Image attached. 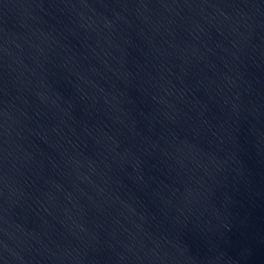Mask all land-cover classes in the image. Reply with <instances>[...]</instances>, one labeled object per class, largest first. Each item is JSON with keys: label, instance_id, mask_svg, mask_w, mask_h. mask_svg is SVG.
Masks as SVG:
<instances>
[{"label": "water", "instance_id": "water-1", "mask_svg": "<svg viewBox=\"0 0 264 264\" xmlns=\"http://www.w3.org/2000/svg\"><path fill=\"white\" fill-rule=\"evenodd\" d=\"M0 264H264V0H0Z\"/></svg>", "mask_w": 264, "mask_h": 264}]
</instances>
